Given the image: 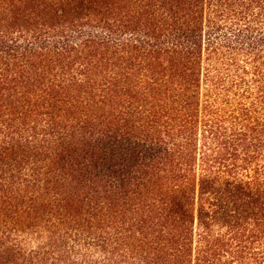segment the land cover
I'll return each mask as SVG.
<instances>
[{
    "label": "trees",
    "instance_id": "obj_1",
    "mask_svg": "<svg viewBox=\"0 0 264 264\" xmlns=\"http://www.w3.org/2000/svg\"><path fill=\"white\" fill-rule=\"evenodd\" d=\"M0 264H264V0H0Z\"/></svg>",
    "mask_w": 264,
    "mask_h": 264
}]
</instances>
